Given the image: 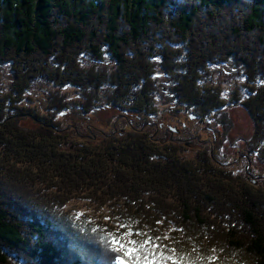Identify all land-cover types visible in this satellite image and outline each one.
<instances>
[{
  "label": "trees",
  "instance_id": "obj_1",
  "mask_svg": "<svg viewBox=\"0 0 264 264\" xmlns=\"http://www.w3.org/2000/svg\"><path fill=\"white\" fill-rule=\"evenodd\" d=\"M178 2L185 7L179 9L174 0H0L1 140L9 143L8 136L15 137L13 152L36 153L25 159L31 169L17 164L12 152L0 160L2 169L10 168L11 160L21 167L19 177H12L15 189L1 177L0 264H117L123 250L113 251V237L122 242L152 237L159 245H148L156 264H264V196L247 194L241 175L215 170L209 156L187 157L180 140L163 139L161 130L136 133L128 122L130 133H111L108 142L91 137L89 129V135L80 133L74 124L62 127L54 116L55 124L35 117L39 91L51 96L54 107L62 106L54 108L59 115H67V100L79 96L95 105L93 94L113 84L136 104H163L165 92L170 103L210 115L221 102L212 96L214 86L202 84L224 78L228 66L240 70L245 83L249 80L246 92L232 102L243 103L261 123L252 145L264 140V0ZM186 58L191 63H184ZM178 62L185 74L177 72ZM136 63L151 90L137 92V83L134 89L128 85ZM171 82L175 90L166 86ZM124 86L130 87L127 93ZM79 89L81 94H75ZM19 103L26 110L16 111ZM5 104L18 118L38 125L25 127L17 119L11 125ZM27 180H42L56 190L61 197L55 195L57 215L76 198L110 212L96 218L75 206L70 217L53 216L54 223L48 217L31 221L27 215L45 209L19 201L32 188ZM3 186L17 189L19 199L9 197ZM67 242L76 249L75 260Z\"/></svg>",
  "mask_w": 264,
  "mask_h": 264
},
{
  "label": "rangeland",
  "instance_id": "obj_2",
  "mask_svg": "<svg viewBox=\"0 0 264 264\" xmlns=\"http://www.w3.org/2000/svg\"><path fill=\"white\" fill-rule=\"evenodd\" d=\"M174 1L178 4L179 9H181V7H185L184 5L183 6L180 5V3L178 2L179 0H174ZM205 29H206V26L202 27L201 30H197V31L201 33L205 31ZM185 55L186 54H184L183 56ZM242 55H243V58H247L246 54H242ZM183 61L184 63H186V61H190L191 63L192 60H189V58H186V59H183ZM149 66H152V65L150 64ZM176 66H177L178 73L181 72L185 74V72H182V70L180 69L179 62ZM223 69H225V73H226L224 78H221V76L220 77L218 76L215 79L213 78L207 79V81L204 84H202L203 88L207 86L208 87L214 86L215 94L212 96L216 97L221 102V106H220L221 109L220 110L218 109L219 111L213 110L210 115L201 116L200 113L190 112L187 109H183V104H180L177 101L174 104L170 103V101L167 100V98L169 97L165 94V92L163 93V98H162L163 104H159L157 101H155L156 98L154 99V101L155 103L157 102L158 104L153 103V105L151 104L145 105V102L142 103L143 105L136 104L135 100H129V98H125L127 96L125 95L124 91L120 93L117 90L119 88L113 84V85H109L108 86L109 88L107 87L101 88L100 92L95 93V95L93 94L94 98L91 99V102L93 101L95 105L91 103L84 104V101L81 98H78L79 96L74 97V99L71 98V101L67 100L66 109L69 110L67 115H63V114L59 115V112L55 111L54 108L57 107L58 105L54 107V102L52 103L50 101L51 100L50 95H49L50 96L49 99H47L48 98V97L46 98L47 94L45 95V93L43 94L40 91L37 93L35 91L37 94H39V97H38L39 99H37L36 104L33 106V108L35 109L34 112L36 113L35 117H37L39 120L43 118L45 120H52L54 124H55L54 120H56L60 125H62V127L66 124H74L75 127L78 128V131L80 133L85 132V134L87 135L89 134L86 133L85 130L89 129L91 137L94 136V139L95 138H97V140L103 139L108 142L112 139V134L114 136L115 133H118L120 135L122 134V136L120 137H124V133L126 135L130 133L128 122L133 123L134 125L133 132H136V133H137V130L139 129H142L143 132H150V133L153 131L151 130L152 128L154 130L155 129L161 130L163 131V139L173 140L174 138H177L180 140L179 143L180 145H184L182 148L186 150L185 154L187 157H190L193 159L197 155H200V156L203 155L206 157L209 156L211 160L216 163L215 170L218 169L221 172L231 171V173L235 174L234 176H236L237 174L241 175L240 179L247 184V187H246L247 191H245L247 194L257 193V195L261 196L259 193H262L263 194L262 196H264V140H261L259 144H258L259 141H257L256 145H252L255 142V138H256L255 135H257V132L259 130V125H261V123L259 124L258 123L259 120L257 118L255 119L254 117L249 115L247 110L243 107V103H239V102L233 103L232 102V99H234V95L240 94V93L243 94L246 92L244 85L245 87L249 86L247 84L249 83V80L247 83H245V79L241 77V71L238 69L232 70L228 66H226ZM140 70H141V65L136 63V66L133 69V72L131 74V81L128 82V85L132 89H134L133 87L135 83H137L140 86L139 88H136L137 92L138 91L140 92L142 90L149 91L152 88L151 85H149L147 81V78L149 80V77L145 73L141 72ZM135 72H137L140 79H138L137 75H134ZM251 81L253 80L251 79ZM241 85L243 87H241ZM129 86H124L126 93L130 89ZM166 86L170 87L172 90L176 89V85H174L173 83L171 85H166ZM72 90L73 89H71V91ZM157 91L159 92L158 89ZM74 92H76L75 94H79V93L81 94V89L74 90ZM102 92L105 94V96ZM146 94H150V93H146ZM172 94H176V91L173 92ZM150 96L154 98L155 95H147L146 97H150ZM243 96H239V97L243 99L244 98ZM112 100L115 101L114 107H111L113 104ZM228 104H231V105H228ZM24 106H26L24 105V103L16 104L15 106L16 111L17 109L21 110V112L23 110H26ZM7 107L8 109L6 110L5 108L4 112H6V115H8V118L11 117L9 118L10 121L8 120L11 125H12L11 122L13 121V119H17L18 122L22 126H25V127H36V125H38V123L35 120L32 121L31 118H28V117H24V118L21 117L22 119L18 118L17 117L18 115H16L17 112L11 111L12 110L11 105ZM57 108H62V106H58ZM198 108L202 111L204 107L200 105ZM182 109L185 110L187 114H192V115L195 114L197 116V117L195 116L196 117L195 120L199 121V125L198 126L193 125L192 121L191 122L188 121V125L186 126L187 129L186 127H183L182 131L183 130L184 131L182 133L180 131V134H177V132L173 134L167 128L166 125H163V121L172 122V123L180 122V125H181V122L183 120L184 123H186L188 120V116H187V119L184 117L186 116V114L182 113ZM195 111H197V109H195ZM52 116H54V120L52 119ZM176 116H181V117H176ZM204 124L210 128V131H207L205 129L201 130L200 127H203ZM180 125H179V129L181 128ZM188 126H191L192 130L187 132L186 130L189 129ZM214 133L216 135L213 137ZM191 135L193 136H192V139L190 140L191 142H189V140H186V138ZM7 140L9 141V143L1 140V135H0V148H1L0 149V160H1V157L2 158L6 157L4 155L5 153L9 154L11 158V152H12L13 159L15 162H17V164L24 165L25 168L31 169V167L28 166V163H25V159L28 157L34 156L36 154L33 152V149L32 150L30 149L29 154L19 153L18 151L13 152L15 150L14 144L17 142V139L15 137L11 138L10 136H8ZM18 141L20 144H23V142H21L19 139ZM151 142L153 141L151 140ZM77 143H80L79 139H77ZM80 144L84 145L85 143H80ZM85 150L94 151L95 149L92 150V148H86ZM1 153H3L4 156H1ZM99 153H103V152H99ZM162 154L158 158L163 159ZM139 155H142V154H139ZM103 158L105 159V162H106V159H107L106 155H104ZM98 160H99V157H98ZM11 161H12L11 163L13 164L8 169H2L1 163H0V187H1V177H2L5 180L6 184H10L14 188L13 183H12V177L17 175L20 172L21 167L18 166L16 163H14L13 160ZM110 163L114 165L115 161H109V164ZM94 165H96V161L94 162ZM42 166L47 167L49 166V164L44 163ZM17 169L19 170L16 173ZM12 172L14 174H12ZM216 172L219 173V171H216ZM19 175L20 174H18V177ZM27 181L29 182L31 180H27ZM35 181L37 182L36 183L32 181L30 182V184L32 185H29V186H31L32 188L27 193L25 198L20 199L19 201L22 204H27L28 201H30V203L37 204L41 209H45V211H42L43 213H41L40 215L37 214V211H35L36 209H34L33 214L31 213L30 215H27L28 217H30L31 221L37 222L39 218H41V222H42V218L45 219L46 217H48V219L54 223L55 221L53 219V216L55 217V215H57V213L53 210L55 208V205L57 204L55 202L57 199L55 195H57L59 199L61 197H59L57 193H55L54 195L53 191L55 189L54 188L48 189L47 188L48 184H46V182H43L42 180L40 182H38V180H35ZM251 185L255 187H252ZM3 187H4L3 191H5L9 197L19 199L20 195H18L19 193L16 191L17 189L15 190L16 192L15 191L12 192L7 186H3ZM257 189H260V190L257 191ZM148 194L152 196L156 195L152 191L149 192ZM158 196L159 195H157L155 199ZM251 199L254 200L253 198ZM257 199H260V198H257ZM70 202L71 203L68 206L60 207V212L57 215L58 218H60V216L62 218L65 215H69L70 217V215L73 214L72 210L76 211L75 206L78 207L79 209L78 212L80 211L82 212L86 210L89 213L93 214L95 217L97 216L96 218L105 216L110 212L108 208H105L102 210L101 208L98 209L97 205L94 206L91 201H86V200L76 198ZM169 203L170 201L166 200L165 209L167 208L166 206H168ZM161 204L164 205V203L162 202ZM48 205H49V208H48ZM21 207H23V205H21ZM58 210H59V207H58ZM165 212L167 211L165 210ZM166 216L168 215L166 214L164 219H166ZM261 218L264 219V217H261ZM62 221L68 222L64 220ZM158 221H157L158 224L161 223V225L165 226L164 224L167 223L169 220H164L163 222L161 220H158ZM69 225L71 226L70 221H69ZM74 227L75 225L71 226L70 228L68 226L67 228L73 231V229H75ZM71 233L72 232H70L69 235L73 236ZM67 238L68 237L66 236L65 239ZM66 246L68 247L67 250L71 252V254L69 255L72 256L73 252H75L76 249L73 248L71 245H69V243L66 244ZM86 254L88 255L89 251H87ZM72 260H75L74 256L72 257ZM84 260L86 259H83V261ZM86 262L90 264L88 260ZM16 263L21 264L18 261ZM117 264H120V259L117 260Z\"/></svg>",
  "mask_w": 264,
  "mask_h": 264
},
{
  "label": "snow or ice",
  "instance_id": "obj_3",
  "mask_svg": "<svg viewBox=\"0 0 264 264\" xmlns=\"http://www.w3.org/2000/svg\"><path fill=\"white\" fill-rule=\"evenodd\" d=\"M153 238L149 237L146 240H126L121 241L120 239L113 237L111 245L113 251H122V255L119 257L120 264H156V253L149 249L148 245L151 244L152 248H158L159 245L154 244ZM118 245V247H115ZM128 257V260L124 258Z\"/></svg>",
  "mask_w": 264,
  "mask_h": 264
},
{
  "label": "flooded vegetation",
  "instance_id": "obj_4",
  "mask_svg": "<svg viewBox=\"0 0 264 264\" xmlns=\"http://www.w3.org/2000/svg\"><path fill=\"white\" fill-rule=\"evenodd\" d=\"M182 113H184V114H186V116H184L186 119H187V116H188V120H187V122L186 123H184V121L182 120V122H181V125H180V122H174V123H172V122H167V121H163V125H166L167 126V128L174 134V133H176L177 132V134H180V131H181V133L184 131H182V129H183V127H186L187 125H188V121H192V123H193V125H196V126H198L199 125V121H197V120H195V118L197 117L195 114L194 115H192V114H187V112L185 111V110H182ZM196 116V117H195ZM176 117H181V116H176ZM179 125L181 126V128L179 129ZM159 126V125H158ZM188 130H186L187 132L188 131H190V130H192V127L191 126H188ZM201 128V130L202 129H205V130H207V131H210V128L209 127H207L205 124L203 125V127H200ZM186 129H187V127H186ZM157 131H159L158 129H157ZM216 134L214 133L213 134V137L215 136ZM192 136L193 135H191V136H188L187 138H186V140H189V142H191L190 140L192 139Z\"/></svg>",
  "mask_w": 264,
  "mask_h": 264
},
{
  "label": "bare ground",
  "instance_id": "obj_5",
  "mask_svg": "<svg viewBox=\"0 0 264 264\" xmlns=\"http://www.w3.org/2000/svg\"><path fill=\"white\" fill-rule=\"evenodd\" d=\"M57 96V95H56ZM84 96V95H83ZM82 98V97H81ZM106 99V98H105ZM58 102V101H57ZM3 109V108H2ZM47 109V108H46ZM93 115V114H92ZM96 135V134H95ZM99 135V134H98ZM130 135V134H129ZM195 144V143H194ZM133 155V154H132ZM226 173V172H225ZM228 194V193H227ZM251 232V231H250ZM105 248V247H104ZM25 255V254H24ZM23 256V255H22ZM72 257V256H71ZM187 259V258H186ZM27 263V262H26ZM195 264V263H194Z\"/></svg>",
  "mask_w": 264,
  "mask_h": 264
}]
</instances>
